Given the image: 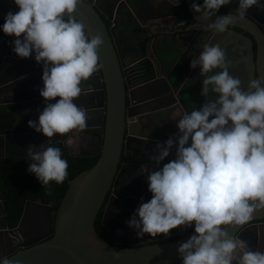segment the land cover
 <instances>
[{
	"label": "clouds",
	"instance_id": "obj_1",
	"mask_svg": "<svg viewBox=\"0 0 264 264\" xmlns=\"http://www.w3.org/2000/svg\"><path fill=\"white\" fill-rule=\"evenodd\" d=\"M177 0L176 4H179ZM232 0H193L191 9L202 20L215 16L205 30L224 33L235 19H243L259 0H238L236 16L216 15ZM18 11H9L0 31L15 37L12 51L19 58L34 56L42 65L45 102L37 121L28 127L50 141L54 136L88 128L87 111L74 100L82 82L103 67L98 51L104 41L90 35L87 25L73 14L82 0H13ZM232 61L219 44L205 43L190 61L199 67L200 95L204 102L174 121L175 137L157 143L151 156L154 168L141 166L151 198L141 203L126 222L136 236H168L171 230L193 228L177 248L182 264H264V252L252 250L231 229L249 223L264 209V80L252 79L245 87L231 75ZM215 69L219 71L214 72ZM55 101V102H53ZM187 145V146H186ZM175 147L174 158L165 162ZM27 149L29 166L42 187L62 184L68 162L60 148L41 145ZM0 264H13L0 257Z\"/></svg>",
	"mask_w": 264,
	"mask_h": 264
},
{
	"label": "water",
	"instance_id": "obj_2",
	"mask_svg": "<svg viewBox=\"0 0 264 264\" xmlns=\"http://www.w3.org/2000/svg\"><path fill=\"white\" fill-rule=\"evenodd\" d=\"M182 1L196 25L193 32L201 42L219 44V41L227 38L228 32L213 34L210 30H205L206 25L215 20V16L202 20L191 9L193 0ZM131 2L94 0L87 3L82 0L73 14L87 25L90 35L100 34L104 41L98 51L103 67L88 81L82 82L81 87L85 91L77 98L82 101L74 100L78 107L87 111L88 128L85 130L99 132L94 152L79 156L98 155V158L90 168L67 181V187L55 210L51 202L43 204L39 200H25L16 226L10 228L6 225L5 212L0 206V257L11 259L13 264H182L177 248L193 234V228L174 241L139 246L142 241L152 240L145 239V236L138 238L135 230L131 235V231L122 226L119 217L111 209L128 204L132 212L135 211L136 200L144 191V187L140 191V180L144 178L145 181L146 176L140 174L143 165L119 163L121 152L124 151L126 157L127 151L133 153L150 146L154 150L157 143L163 144L169 137H175L178 130L174 121L183 112H187L184 105L179 103L178 94L186 89L187 79L192 75L188 72L189 65L185 64L187 72L176 90L171 79H176L179 75L178 63L171 65L167 73L160 67V63L171 58L164 50L167 45L161 44L162 40L159 42L160 38L176 36L177 40L183 43L186 41L185 37L178 36V31L180 34L184 33L180 31L184 27L181 21V3L175 5L177 1H174L168 9L160 8L153 1L152 6L155 10L161 9V15L145 19L141 18V0ZM18 10L13 0H0V22L4 23V17L9 11L15 13ZM137 12L139 15L135 19L130 17V22L127 13ZM226 14L228 13L216 15ZM230 14L236 16L235 10ZM101 17L109 23L108 27ZM250 18L256 20L254 15ZM125 19H128L129 25L123 23ZM251 19L247 15L243 19L234 18V23L229 27L245 30L255 40L256 73L258 78L264 80V36ZM159 23L163 24L162 28ZM7 38L8 49L1 52L8 54V62L11 64L8 68L11 69L14 64L16 72L5 71L6 74H2L4 79L0 81V90H11L14 95L12 101L26 104L42 98L39 95L43 88L42 65L35 62L40 72L28 73V59L19 58L12 51L15 37ZM215 39H218L217 43H213ZM152 40L154 45L151 44ZM0 41V49L7 46L3 39ZM176 53L180 54L178 49ZM124 70L131 73V78L123 75ZM250 78H253L252 74ZM126 99L128 106L125 105ZM175 111L179 112V118L175 116ZM161 123H169L170 131L159 128ZM136 127L140 131L147 128L149 135L144 136L142 132L136 134ZM157 128L162 135L153 134V130ZM48 143L49 139L43 134L25 129L2 133L0 147L4 153L0 158L27 157L30 146L39 151L41 145L47 147ZM155 154L153 152L152 156ZM174 154L175 147L169 157ZM144 166L150 168L154 165L147 163ZM107 193L109 196L99 225L105 230L111 243L102 239L93 227ZM148 199L149 192L143 202ZM263 219L264 209H259L249 223L231 229L230 234L234 233L247 241L254 250L262 239L261 236H264ZM258 250L264 252V242Z\"/></svg>",
	"mask_w": 264,
	"mask_h": 264
},
{
	"label": "flooded vegetation",
	"instance_id": "obj_3",
	"mask_svg": "<svg viewBox=\"0 0 264 264\" xmlns=\"http://www.w3.org/2000/svg\"><path fill=\"white\" fill-rule=\"evenodd\" d=\"M87 3H92L94 0H84ZM132 0H128V2H131ZM153 1H156L158 3V6L161 7H167L168 9L171 8V4L177 0H141L142 4L140 3V11H141V18L147 19L148 17H153L154 15H161V9H156L152 6L154 3ZM155 2V3H156ZM198 2V0H197ZM181 3V10H182V19L184 27L180 28V31H183V34H180L178 31V36L181 35L182 37H185L186 41L183 43L182 41H179L176 39V36L169 37L165 36L163 39L160 38L163 41V45H167L165 47V51H167L171 58L169 61L165 63H160V67L162 68L164 73H167L168 69L173 65L175 62L178 63V72L179 75L175 79V81L178 83L182 82L184 79L185 74L183 75L182 78H180L181 72H183V69L185 68V64L189 65V71L192 75L189 76L187 79L188 82H192L195 84V86L199 88V95L201 92V86H202V77L200 75V69L199 67L192 69L190 68V61L191 59L198 55L200 51H202V46L205 44L203 41L201 42V39H198L197 34L194 33V29L196 28V25L194 24L193 20L189 16L188 12L185 9V6L183 4V1H180ZM259 3L264 4V0H259ZM125 4V3H124ZM238 8V0H232V2L227 5V6H222L221 9L219 10L218 13H232L233 10H236ZM173 10V9H172ZM130 17H133L134 19L139 15V12L137 13H127ZM251 15H254L256 17V20H252L250 17ZM246 17V16H245ZM247 17L251 19V22L258 28V30L261 32V34L264 36V10H260L257 7L253 6L250 8L247 12ZM101 19L104 22V25L106 27L109 26V23L104 20V18L101 17ZM131 22V19H130ZM125 23H130L128 22V19H125ZM160 28H162L163 24L159 23L158 24ZM201 28V27H199ZM228 32L227 38L224 39L222 42H218L221 46V48L226 49L228 58L232 61L230 67H229V72L231 75L234 76H239L246 87L248 82L251 81L252 79L258 78L257 73H256V62L254 58V52L256 53V42L255 40L247 34L245 30H241L239 28L235 27H229L227 29ZM0 39H3L6 43L7 46L4 47L3 49H0V81L4 79V76L2 74H6L5 71H8L9 73H15L16 68L14 64L10 67V62H8V54H2V50L7 51L8 49V38L2 31H0ZM218 39H215L213 43H217ZM1 44V41H0ZM151 44L154 45V42L152 40ZM180 52V54L176 53V50ZM250 58L252 60V63L250 64ZM27 67L30 72L38 71L40 72V68L36 65L34 56H30L27 58ZM168 64H170L168 66ZM219 71V69H215L214 72ZM130 74L128 71L124 70L123 75L127 78H131ZM253 75V78H250V75ZM172 82V81H171ZM181 85V84H180ZM13 94L11 93V90L6 92L4 89L0 90V112L7 111L12 114L13 116V121L10 124L9 128L1 130L0 129V134L2 133H7V132H13V131H23L24 129L27 131H34L32 128L28 127V121H37L38 116L40 112L43 110L45 107V102L43 98L37 99L35 101H30V102H17V101H12L11 99L13 98ZM180 97V94L178 95V98ZM76 101V100H75ZM78 102H81V99H77ZM204 102V98L200 95L199 98V105H202ZM125 105L128 106V101L127 99L125 100ZM139 129V134L142 132L144 136L149 135V132H147V128L143 129L140 131L139 127H136L135 129ZM143 128V127H142ZM155 129V128H154ZM35 132V131H34ZM99 132L94 131L92 129L90 130H73L70 133L66 134L68 139L70 138L71 141L73 142V149L78 152V154H87V153H93L96 145L98 143V137H99ZM152 134V132H151ZM153 134L155 136L161 135V133H158L157 131L153 130ZM57 136H54L53 138H56ZM50 145V144H49ZM143 148V146H141ZM12 152V151H11ZM153 152H155L151 146L147 148H143L142 150L139 151H133V153H128L126 152L127 156L125 157L123 153L121 152L120 160L123 162L119 163H138L140 165L144 164H153V162H149L150 156H152ZM4 151H2L0 147V156L3 155ZM174 157V156H173ZM6 158V157H3ZM12 159H24L26 157H8ZM128 159V161H126ZM150 168H153L152 166ZM144 179V178H143ZM140 180V191L144 187V191L140 198H137L136 200V208L139 206L141 203V197H144L145 195L149 192L148 191V185H147V180ZM133 182V181H132ZM135 182V181H134ZM139 191V192H140ZM109 194L107 193V196L105 198V201L103 202L100 210L101 213L104 209V206L106 204V201L108 199ZM150 196V194H149ZM0 206H2L1 199H0ZM3 207V206H2ZM113 213L117 214L119 217V221L121 222L122 226L129 229L131 231V235L133 233V229L129 228L127 226V221L129 218L132 216L134 212H132V209L130 205L128 204H122L121 206L118 207H111ZM261 222H264V219L261 220ZM180 232V227L176 228V234ZM107 242L111 243L110 238L107 235ZM261 240L259 243H257V248L255 247L254 250H258L259 246H263L264 242V236H261ZM125 247V246H124Z\"/></svg>",
	"mask_w": 264,
	"mask_h": 264
},
{
	"label": "trees",
	"instance_id": "obj_4",
	"mask_svg": "<svg viewBox=\"0 0 264 264\" xmlns=\"http://www.w3.org/2000/svg\"><path fill=\"white\" fill-rule=\"evenodd\" d=\"M198 3H202V0H198ZM2 25L3 23L0 22V26ZM184 74L185 73L181 72L179 77L182 78ZM12 121L13 116L11 113L7 111L0 112L1 130L9 128ZM49 144V146L60 148L62 158L68 162V176L62 184H57L56 182L52 181L47 187H42L34 174H31L27 171L29 166V160L27 158H0V199L5 212L7 227L12 228L16 226L25 200H39L43 204H48L51 202L53 210H55L67 187V181L72 179L81 171L90 168L98 158V155L79 156L78 152L73 149V142L70 138L68 139L66 135H58L56 138H51ZM173 158L174 157H167L166 160L161 163V165ZM126 161H128V159ZM148 161L154 163L151 158ZM120 162H123V160H120ZM150 198L151 195L149 199ZM100 216L101 210H99L96 215L93 227L95 232L102 239L107 241V234L105 230L99 225ZM191 229V227L186 229L180 228V232L177 234L176 229H173L166 237L159 235L156 238H152L145 235V239H150L152 241H142L139 243V246L150 243L171 242L180 238L183 234L187 233Z\"/></svg>",
	"mask_w": 264,
	"mask_h": 264
},
{
	"label": "crops",
	"instance_id": "obj_5",
	"mask_svg": "<svg viewBox=\"0 0 264 264\" xmlns=\"http://www.w3.org/2000/svg\"><path fill=\"white\" fill-rule=\"evenodd\" d=\"M123 23H125V20H123ZM186 72H187V70L184 68V71H183V73H185L186 74ZM171 81H172V79H171ZM192 83V82H191ZM180 84H181V82L179 83H177V85H174L173 84V86L176 88V90H178L179 89V87H180ZM187 84L189 85V82L187 81ZM196 87V86H195ZM194 87V88H195ZM192 92H193V90H192ZM192 92L190 91L189 93L191 94V96H192ZM179 94H180V92H179ZM178 94V95H179ZM191 96L189 97V98H186V99H184L183 101H180V99H179V103H182L183 105H184V108H185V110L187 111V112H190L191 110H193V108L194 107H196V108H198L200 105H199V98H198V96H200V95H197V97L195 98V101L191 98ZM194 101V102H193ZM179 105H181V104H179ZM175 116L177 117V118H179V112L178 111H175ZM163 128L164 129V131H170V124L169 123H161V125H159V128ZM174 128V127H173ZM155 131H157L158 133H160L159 131H158V128L155 130ZM135 133L136 134H138L139 133V129L137 128V129H135ZM162 135V134H161ZM159 136V135H158ZM162 166V165H161ZM153 168L155 167V166H152ZM149 194L151 195V193L149 192ZM150 197V196H149Z\"/></svg>",
	"mask_w": 264,
	"mask_h": 264
},
{
	"label": "rangeland",
	"instance_id": "obj_6",
	"mask_svg": "<svg viewBox=\"0 0 264 264\" xmlns=\"http://www.w3.org/2000/svg\"><path fill=\"white\" fill-rule=\"evenodd\" d=\"M172 83L174 85H177V82L175 81L174 78L172 79ZM194 87H195V84L189 82V85L186 87V89H184L180 92V97H179L180 101H183L184 99L189 98L191 96V94L189 92L190 91L192 92V90H193V92H192L191 98L195 101V98L199 94V88H198V85H197V87H195V88Z\"/></svg>",
	"mask_w": 264,
	"mask_h": 264
}]
</instances>
